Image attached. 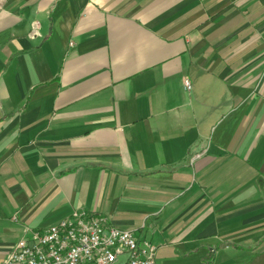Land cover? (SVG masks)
I'll use <instances>...</instances> for the list:
<instances>
[{
    "label": "crops",
    "instance_id": "1",
    "mask_svg": "<svg viewBox=\"0 0 264 264\" xmlns=\"http://www.w3.org/2000/svg\"><path fill=\"white\" fill-rule=\"evenodd\" d=\"M82 209L264 264V0H0V264Z\"/></svg>",
    "mask_w": 264,
    "mask_h": 264
},
{
    "label": "built area",
    "instance_id": "2",
    "mask_svg": "<svg viewBox=\"0 0 264 264\" xmlns=\"http://www.w3.org/2000/svg\"><path fill=\"white\" fill-rule=\"evenodd\" d=\"M37 35L34 26L30 37ZM184 85L192 90L188 79ZM157 250L108 217L82 209L49 227H25L3 264H157Z\"/></svg>",
    "mask_w": 264,
    "mask_h": 264
}]
</instances>
